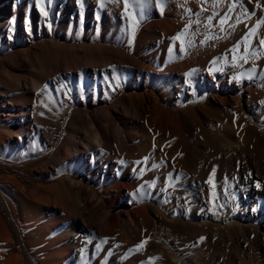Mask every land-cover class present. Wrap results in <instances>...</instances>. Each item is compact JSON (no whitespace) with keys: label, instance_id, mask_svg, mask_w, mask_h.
I'll return each instance as SVG.
<instances>
[{"label":"bare ground","instance_id":"6f19581e","mask_svg":"<svg viewBox=\"0 0 264 264\" xmlns=\"http://www.w3.org/2000/svg\"><path fill=\"white\" fill-rule=\"evenodd\" d=\"M236 4L239 6L235 7ZM230 16L241 19L240 26L236 24L238 27L233 28L234 24L228 30ZM100 29L115 35L112 40L119 46L127 47L136 42L138 55L149 50L158 55L167 52L175 58L173 61L182 60L189 52H193L191 62H195L198 56L227 49L231 54L236 51L222 61L221 70H218L221 65L214 68L217 62L213 63V70H206L212 77L209 83L206 77L201 80L207 84V90L197 81L191 82L192 86L186 82L194 90V100L190 107L185 106L181 119L166 113L160 102V94L170 96V86L151 87L146 98L148 104L144 102L145 97H139L129 109H121L124 115L119 119L112 110L107 120H103L97 110L93 118L80 115L82 123L84 120L89 123V128L82 126L89 143L80 138L77 130L56 150L64 163L59 164L53 174L60 175L65 170L71 176L62 177L45 191L39 186L27 190L16 170L19 151H30L31 146H37L41 133L34 102L41 95H49L54 84L72 86L88 78L97 79L100 67L111 64L110 55L116 54L125 62L132 59L123 48L94 43L102 39ZM46 37L53 39L40 44L34 58L30 50H26L25 57L32 69L18 71L19 47ZM261 39H264V0H152L142 17L131 5L125 13L123 0L119 5L105 2L103 7L100 0H0V264H85L84 253L80 252L86 245L85 236L104 237L115 233L119 226L129 232L144 226H152L154 230L159 226L160 230L165 228L168 218L163 211L168 197L166 166L162 168V164L155 166L154 163L146 178L147 198L157 203L155 207L140 199L142 193H139L134 171L120 168L121 160L116 164L107 156L115 149L110 144L113 139L110 123L117 125V134L113 135L115 140L119 137V146L123 148L132 140L134 127L142 118L147 120L150 137L161 136L166 142L164 155L173 148L171 158L175 163L185 161L184 150L191 140L208 133L218 163H224L226 168L227 185L223 183V189L227 187L228 192L222 197L226 195L229 201L223 197L216 205L215 201L222 199L218 198V188L212 184L209 207L213 212L201 217L198 223L202 240H207L212 223L217 226L213 234L215 249L209 259L200 261L181 252L164 250L161 259L171 264H264V90L249 86L252 83L264 85ZM9 49L15 51L12 57L15 66L5 60L4 53ZM96 50L105 55H98ZM149 61L155 63L152 58ZM189 61L177 66L181 70L194 66ZM241 61L246 64L231 71ZM174 69H177L176 64ZM145 74L150 75L148 71ZM40 88L41 95L37 92ZM184 93L190 94V91L181 89L179 102ZM208 93L215 103L206 101ZM130 115L133 116L129 118ZM28 132L32 136L26 139ZM53 141L54 136L51 145ZM80 141L86 146L80 145ZM51 145L46 147L47 151ZM158 153L159 160H163L162 153ZM219 167L216 164L209 171L208 177L214 183ZM76 174L81 178L76 179ZM8 188L19 195L17 201ZM190 193L202 202L206 196L199 184L190 189ZM154 235L155 231L151 234L150 246L142 249L143 260H151L152 255L158 257L151 249L160 244L154 241Z\"/></svg>","mask_w":264,"mask_h":264},{"label":"rangeland","instance_id":"374dc122","mask_svg":"<svg viewBox=\"0 0 264 264\" xmlns=\"http://www.w3.org/2000/svg\"><path fill=\"white\" fill-rule=\"evenodd\" d=\"M236 5L235 7L239 6V4ZM235 18L236 16H230V19L227 23V25L229 24L228 30H230V28L234 24L235 27L233 26V28H236L240 26V24L242 23L241 19L237 17L239 19L237 20V18L236 19ZM101 30L102 29H100V32H102ZM104 31L102 32L103 34L102 39L98 41L95 40L94 43L98 42L104 45L123 48L129 55H131L132 59L130 58L125 62L122 61V59L116 54L113 55L114 57L110 55L112 58L111 64L109 63L108 64L109 66L104 65L100 67V73L98 74L97 79L88 78V80H84L83 82H81V84L75 83V85L72 86L69 84L65 86L54 84L50 87V94L45 96L41 95L42 93L41 91H43L42 88H40L37 91L41 95V97L40 99H37L36 100L37 102L35 101L36 103L34 102V104H37L36 108H38L37 125L39 126L37 127L41 128L40 130L41 133L40 135H38L37 146L35 147L31 146L30 151H27L25 149L23 151H19L20 161L18 163L19 165L18 169L16 170V173L21 178L22 186L27 188V190L31 188L33 189L35 186L36 187L39 186L42 189V191L43 190L45 191L47 186L58 183V180H60L62 177L68 178L69 176H71L70 173L65 170L62 171L60 175L53 174L54 169H58L59 164L61 165L64 163L63 159H61L62 157L60 156L59 158V156L56 155V150L58 146L62 144V141L65 138L70 137L69 136L70 133H71L70 135H72L74 133L73 131H77V130L80 131V134H78L80 138L85 139V141L89 143V139L85 136L84 129H82L83 124L84 127L89 128V123H87L84 119H83L84 123H82L80 119V115L83 116L82 118H86V119L89 118L90 116H92L93 118L95 117L94 116L95 111L97 110L101 118L103 120H107L108 112L112 110L115 113V116L119 119L121 115H124L121 109L123 107H127L129 109V106L135 103V100L138 99L139 97L141 96L145 97V100L144 99L142 100H144L145 104H148L146 98H147L148 90H150L151 87L170 86L172 90L170 96H165L163 95L164 93L162 95L160 94L161 96L160 102L161 103L163 102L162 104L166 113L173 114L178 119H181L182 111L186 109V107H190V103L194 100L193 99L194 90L191 87L192 86L191 82L197 81L200 86H203V88L207 90L208 87L207 84L205 85L203 82H201V80L203 77H206L205 79L206 83H209L212 81L211 79L212 77L207 75L206 70L207 69L213 70L214 68L218 69L217 67L219 65H221V67H219L218 70H221L222 61L225 58L229 59V56L231 57L232 54L236 51L235 50L231 54L227 49L224 50L225 52L224 51L217 52L218 54L214 53L209 56L206 55L200 57L198 56L197 59H195L196 63L191 62V59L194 58V56H193V52H189L182 60L173 61L175 60V58L169 55L167 52H165V54L163 55H158L152 53L151 50H149V52L148 51L146 53L143 52L141 55H138L136 49V42L129 44V46L127 47L119 46L112 40V37H116V36L115 35L113 36V34H108L107 30L105 32ZM52 39H53L52 37H46L43 40L40 38L36 41H33V43H31L29 46H20L18 49L20 51L18 53L20 66L17 67V70L20 72H26L32 69L31 64L27 62L25 57L26 50H30L31 56H33L34 58L36 53V48H38V46L44 43L46 40H52ZM57 40L60 41L59 38ZM214 40H218V38H215ZM148 44H151V41L148 42ZM166 47L167 46H165V48ZM96 52L98 55H105L104 52L102 51L100 52L96 50ZM14 53L15 51L13 49H9L6 53H4L6 62L13 64L12 57ZM215 54L218 57H216ZM137 58L140 61H138ZM150 58L154 59L155 63L150 62L149 61ZM211 59L215 61L211 62L213 61ZM188 60H190L189 62L191 64L193 63L194 66L190 65L182 70L179 66H177L181 63H185L186 61L188 62ZM216 62L218 65L216 64ZM201 63L204 65H202ZM213 63L216 64V67L214 66ZM175 64L177 69H174ZM207 64L211 66H207ZM245 64L246 61H241L237 63L236 66L231 71H235L239 67L244 66ZM13 65L15 66V64ZM160 65L161 67H159ZM200 66L202 68H200ZM101 69L103 70L101 71ZM198 70L200 71L198 72ZM147 71L150 73L148 77L145 76L146 75L145 72ZM187 72L189 74H187ZM217 76L219 77V75ZM54 77L56 81L59 80V77L57 75ZM186 77L187 79L185 80ZM227 79H228V75H227ZM186 82H189L191 86L188 85L189 83L187 84ZM56 86H58V88ZM249 86L250 87L257 86L256 88L258 90H264V85L260 83H252ZM181 89L183 90L185 89V91H190V94L184 93V96H182L183 97L182 102H179L180 101L179 98L181 97L178 96V92H180ZM83 96H87L86 97L87 99H84ZM205 99L206 101L207 100L210 101V103H215V99L211 96L210 93L207 94V97ZM115 108L117 110H115ZM245 113L246 116L249 118L250 117L249 112L245 110ZM131 116L133 115H130L129 118H131ZM130 121L134 122L133 120ZM251 123L257 124L254 121H251ZM110 128L112 130V137H113V139L111 140L112 142L110 141V144L114 146L115 149L112 151L113 154L110 151L109 154H107V156L114 159L117 162L116 164H118L119 161L121 160L120 164H118L120 168H125L129 172L134 171L133 175H135V180L138 179L136 180V182L140 186L139 193H142L140 199H143L144 204L149 202L150 205L153 204V206L157 207V203L153 199L149 200V198H147L146 186L148 184V179L146 180V178H148L147 176L151 168L154 167V163L155 166H159L160 164H162V168L163 166H166L165 167L166 168L165 171L167 172L166 190L168 197L165 203L163 204L164 205L163 211L168 218L166 221L165 228L163 227V229L161 230L159 228L161 226L156 227L155 230L154 227L152 226H151L152 228L149 226L148 227L144 226L135 232H129V230L125 231L123 230L122 226H119L115 233L106 234L104 237L99 238V236H89V237L85 236L84 242L86 245L83 247V249L80 250V252L84 253L83 257L85 260V264H145L148 262L150 264H171L168 260L164 261L161 259L163 250L181 252L184 256L186 257L188 256L191 259H199L200 261L201 260L207 261V259H209L210 257V254L212 253L211 251L215 249V245L213 242V236H214L213 234L215 233L217 226H215L214 223H212L208 235L206 236L207 240H202V232L200 230L198 223L201 217H204L208 214H212L213 212L209 207L211 202L209 198L210 197L209 191L211 185L215 184V186L218 188V192L216 191V194L218 193L217 194L218 198L222 199V200L217 199L219 201H215L216 205L218 204L217 202L220 201L222 202L224 198L227 199V201H229V198H226V195L223 196L224 198L222 197L223 194L228 192L227 187L223 189L224 184H226V168L224 166V163L221 164L218 163L216 159L215 149L213 145L210 143L209 134L207 133L206 136H203L202 137L203 139L196 137L193 140H191L187 144L186 147L187 151L184 150L185 151L184 155L186 156L185 161H182V163L181 162L175 163V161L171 158L173 148L172 150H168L166 155L163 154V148L166 142L161 136H158L156 138L150 137L151 134L149 133L147 120L145 118H142L139 122H137V125H135L134 127L135 131H134V136L131 138L132 140L127 144L128 146H125L123 148L119 146L118 143L119 137L115 140V136L113 135V134H117V125H115L114 123H110ZM29 136H32L30 135V132H28L26 139L29 138ZM52 136H54V141L52 142L51 145L50 143ZM196 139L198 140L196 141ZM162 142L164 143L162 144ZM50 145L51 148L50 151L48 150L49 151L48 152L46 150V147ZM80 145L84 147L86 146L84 143H82V141H80ZM63 148L64 146L61 147L60 150L62 154L64 153ZM150 151H153L151 153V156H150ZM156 151L158 152L160 151V153H162L161 157L163 160L161 161L159 160L160 154ZM116 152L117 154L115 155L114 153ZM147 157H150L151 159L150 158L148 159ZM152 158H154L153 161ZM163 161L166 162V165ZM162 162L164 163V165ZM150 164L151 167L149 168ZM216 164H219L220 167L217 172L218 178L214 183L210 181V178L208 176L211 172L210 169H213ZM5 165L7 166L8 164L5 163ZM145 165H147L148 167L147 166L145 167ZM136 168H138L139 171L138 170L136 171ZM141 168H143L144 170ZM170 172L171 174H169ZM138 174L140 175V178H138L139 177ZM74 177L76 179H79L81 178V175L76 174L74 175ZM198 184L205 191L206 196L203 197L204 198L203 202L198 201L196 197L193 194L191 195L190 193V189L194 188L195 186H198ZM222 190H225L226 192ZM8 191H10L12 198L15 201H17L19 195H16L17 193L10 190L9 188ZM21 202L22 203L24 202L23 199ZM112 215H114V212H112ZM154 231L156 235V236L154 235V241L155 242L157 241L160 244L155 248L152 247L151 249L157 252L158 257L154 258L155 255H152L151 260L149 261L143 260L141 259L143 257L142 249L150 246V242L153 240V238H151V234ZM120 247L121 248L125 247V249L123 248L121 249ZM159 254H161V256ZM88 255H90L91 258H89ZM92 256H94L95 258Z\"/></svg>","mask_w":264,"mask_h":264},{"label":"snow or ice","instance_id":"6c2138e0","mask_svg":"<svg viewBox=\"0 0 264 264\" xmlns=\"http://www.w3.org/2000/svg\"><path fill=\"white\" fill-rule=\"evenodd\" d=\"M105 2L119 5L121 3V0H100L101 7L105 5ZM151 3H152V0H123L125 13H127V9L131 5L135 10H137V15L140 17L144 15V9L147 6H149ZM209 19L211 20V17H209ZM254 32L255 30L253 29L252 33L254 34ZM260 44L264 46V39L260 40Z\"/></svg>","mask_w":264,"mask_h":264}]
</instances>
